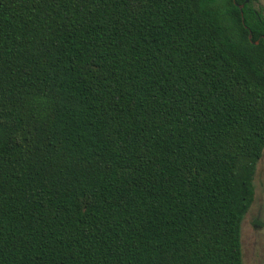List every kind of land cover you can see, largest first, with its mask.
<instances>
[{"label":"trees","instance_id":"trees-1","mask_svg":"<svg viewBox=\"0 0 264 264\" xmlns=\"http://www.w3.org/2000/svg\"><path fill=\"white\" fill-rule=\"evenodd\" d=\"M253 1L0 0V264H243Z\"/></svg>","mask_w":264,"mask_h":264},{"label":"rangeland","instance_id":"rangeland-1","mask_svg":"<svg viewBox=\"0 0 264 264\" xmlns=\"http://www.w3.org/2000/svg\"><path fill=\"white\" fill-rule=\"evenodd\" d=\"M256 8H262L264 0H254ZM254 200L241 224V244L243 264H264V150L258 160L253 176ZM260 220L261 226L254 224Z\"/></svg>","mask_w":264,"mask_h":264},{"label":"water","instance_id":"water-1","mask_svg":"<svg viewBox=\"0 0 264 264\" xmlns=\"http://www.w3.org/2000/svg\"><path fill=\"white\" fill-rule=\"evenodd\" d=\"M255 43H257V41H255Z\"/></svg>","mask_w":264,"mask_h":264}]
</instances>
